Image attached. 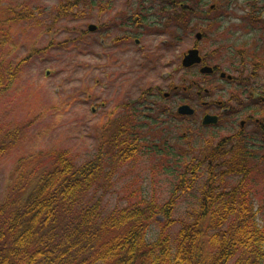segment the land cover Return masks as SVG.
Instances as JSON below:
<instances>
[{"label": "trees", "instance_id": "trees-1", "mask_svg": "<svg viewBox=\"0 0 264 264\" xmlns=\"http://www.w3.org/2000/svg\"><path fill=\"white\" fill-rule=\"evenodd\" d=\"M156 1L137 0L128 23L143 25L150 33L169 25L186 33L195 25L210 24L208 31L219 33L237 1L246 4L249 17L264 14V0H166L158 7ZM110 3L63 0L53 8V22L83 18L97 8L109 9ZM36 15L27 5L10 6L0 0V46L3 38H10L12 22H30ZM253 21L256 27L258 21L264 23L260 18ZM245 27L248 34L257 30L246 22ZM55 45L63 46L51 41L48 48ZM48 48L34 49L14 65L0 58V97L15 86L28 59ZM254 50L248 58L251 64ZM167 101L147 91L124 103L122 114L100 127L97 151L85 162L63 150L20 157L0 201V264H264V222L258 221L264 210L259 195L264 183V134L259 141L246 129L218 140L212 132L200 148L184 134L193 158L178 170L166 201L160 202L155 193L144 194L140 187L114 207L109 203L118 174L139 154L163 151L177 163L189 158L166 145L171 125L163 116L187 118L165 105ZM33 123L34 119L24 121L15 129L0 126V158L21 142ZM201 179L196 208L186 218H176L182 196ZM156 225L158 234L151 238Z\"/></svg>", "mask_w": 264, "mask_h": 264}, {"label": "rangeland", "instance_id": "rangeland-1", "mask_svg": "<svg viewBox=\"0 0 264 264\" xmlns=\"http://www.w3.org/2000/svg\"><path fill=\"white\" fill-rule=\"evenodd\" d=\"M61 1L63 0H5V4L10 6L27 5L36 10L37 15L30 22H12L8 26L10 38H3L0 58L5 57L14 65L34 49L48 48L51 41L63 46H52L28 59L15 86L8 94L0 97V126L15 129L22 122L34 119L21 142L11 146L0 158V201L5 193L9 174L20 157L39 151L63 150L78 157L79 162H85L97 151L100 127L109 119L117 117L122 112L121 106L124 103L139 99L147 91L170 92L171 86H177L182 93L194 95V91L189 88L191 82L167 81L190 78L193 71L183 69L181 62L184 54L195 45L199 46L208 59L216 52L227 57L232 53L218 49L217 40H226L232 36L229 50L244 55L245 58L255 49V41L264 38L262 33L248 36L244 29L237 26L248 17L245 15L246 4L242 1L235 2L227 18L229 22L221 32H213L210 39L200 42H196L195 34L185 37L182 33L183 39L174 45L167 33H140L139 38L127 40L124 38L125 33L113 25L122 14L133 13L138 5L137 0H111L110 8L104 11L97 8L83 18L67 17L53 22V8ZM158 4L159 1L154 2L156 7ZM40 8L44 9L41 14L38 13ZM89 25L96 26L102 32H90ZM197 30L202 32L200 27ZM229 30L232 33L228 34ZM262 53L264 54V47ZM261 56L263 58L262 54ZM256 63L255 59L254 65ZM217 83L221 85L220 82ZM205 88H210L211 95L209 100H206V93L202 97L209 102L225 99V95L233 90L229 87L222 92L215 86L212 93L211 85H206ZM177 100L170 98L165 105L176 108ZM192 105L196 108L200 106L196 116L183 120L163 116L164 121L168 120L171 125L166 145L186 155L190 147L182 138L184 134L200 148L203 145L200 143L208 140L212 132L220 140L230 129L228 119L225 118L220 126L200 129L197 125L201 126L204 116L202 103L193 101ZM160 152L157 155L139 154L133 163L122 168L117 176L116 190L109 198L112 207L140 187L146 195L155 193L160 202L169 198L177 173L184 169L183 163L189 162L193 154H188V159L177 163V158L172 154ZM200 182L194 190L182 196L176 218H186L196 208L203 180ZM259 195L264 198V183ZM256 206L258 209L259 201ZM263 216L264 210L258 218L260 223L264 222ZM152 229L151 238L157 236L159 227L156 225Z\"/></svg>", "mask_w": 264, "mask_h": 264}, {"label": "flooded vegetation", "instance_id": "flooded-vegetation-1", "mask_svg": "<svg viewBox=\"0 0 264 264\" xmlns=\"http://www.w3.org/2000/svg\"><path fill=\"white\" fill-rule=\"evenodd\" d=\"M130 15L131 14L121 15L120 18H117L118 20H116L113 24L116 28L121 29L125 33L124 38L127 40H133L134 38H139L140 33H148V31L144 29L143 25L138 26V24H129L127 19L131 17ZM194 17L195 19L197 18L196 16ZM205 18L207 19V21L211 19L210 17ZM157 19H159V17H157ZM207 26L211 27L210 24H206V27ZM242 26H245V24H243ZM178 28L179 27H176L175 25H169L167 27V30L163 28V31L152 32V34L163 35L167 33L170 35L171 39H173L172 45H174L175 43L181 42V40L183 39L182 32ZM95 31H99L100 33L102 32V30L98 29L97 27ZM197 32L198 31H189L186 33L183 32V35L185 37H188L195 34L197 40L196 42L211 38V33L208 30L202 31V35L200 38H198ZM229 33L232 32L228 31V34ZM231 37L232 36H229V38L226 40H217V46L223 50L225 49L228 52L232 41ZM136 42L139 43V40L136 39ZM255 42L256 46L258 44V50H256L257 52L255 54L257 63L255 65L253 64L252 66L250 65L251 63H247L248 58H252L251 56L244 58V55L241 56L239 53L233 52L232 54H230V56L228 55L226 57L225 54H223L224 56H222V54L216 52L214 53V56H210L211 59H208L205 54H202L199 46L195 45L200 50L202 61H200L201 63L192 65L190 68H183L189 72L193 71L190 74V78H174V80L172 79L167 82H191L189 88L193 90L195 94H187L188 97L186 95L185 96L187 99L194 98V101L202 103L204 113L203 118L206 114L216 115L219 118L220 123L223 122L224 118L228 119L227 122L229 123L230 128L228 131V135H233L240 130H245L244 132H246L247 129L248 131L258 135L257 138L260 141L262 140L264 134V54L262 53L264 47V38L258 39ZM187 52L184 54V56L187 54ZM261 54L263 55V58ZM183 58L181 62L182 66ZM211 62L215 63L211 64ZM205 66L212 67L213 71L210 73L202 72V68ZM217 82H220L221 85H218ZM214 84H216V89H221L222 92L226 91L229 87L233 88V90L225 95V99L218 100L216 102L215 100H211V102L206 101L209 100L208 98L211 94L210 88H205V86L211 85L213 87V93L215 91ZM161 92L162 90H158L151 94L161 97ZM181 93L182 92L178 90L177 86H171L170 92H162L164 98H174L176 100L178 99L176 102H182L180 99L182 95ZM203 93H206V100L204 99L205 97H202ZM180 102L177 103L178 107L180 105ZM123 108L124 107H122V112ZM194 108L195 113H199L198 109L200 108V106L199 108H196L194 106ZM212 111H214V113H210ZM122 112L117 117H119ZM169 114L171 113L168 110L167 115Z\"/></svg>", "mask_w": 264, "mask_h": 264}, {"label": "water", "instance_id": "water-1", "mask_svg": "<svg viewBox=\"0 0 264 264\" xmlns=\"http://www.w3.org/2000/svg\"><path fill=\"white\" fill-rule=\"evenodd\" d=\"M90 30L91 31L96 30V26L90 25ZM197 36L198 38H200L201 34L199 33ZM200 61H202V58L199 54V50L194 48L193 50L190 49L189 52L185 55L183 65L185 67H190L194 64L201 63ZM212 71H213V68L209 66H205L202 68V72H205V73H210ZM178 112L179 114H182V115H192L194 113V109L191 106L185 104L179 107ZM217 122H218L217 116L206 114L202 123L203 125H212V124H217Z\"/></svg>", "mask_w": 264, "mask_h": 264}]
</instances>
